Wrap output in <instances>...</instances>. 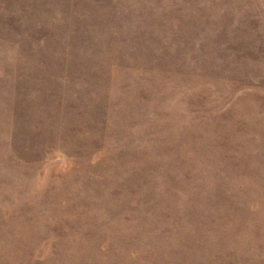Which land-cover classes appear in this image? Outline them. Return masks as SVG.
Segmentation results:
<instances>
[{
    "label": "rangeland",
    "instance_id": "1",
    "mask_svg": "<svg viewBox=\"0 0 264 264\" xmlns=\"http://www.w3.org/2000/svg\"><path fill=\"white\" fill-rule=\"evenodd\" d=\"M0 264H264V0H0Z\"/></svg>",
    "mask_w": 264,
    "mask_h": 264
}]
</instances>
